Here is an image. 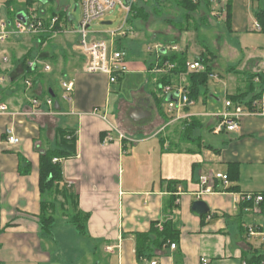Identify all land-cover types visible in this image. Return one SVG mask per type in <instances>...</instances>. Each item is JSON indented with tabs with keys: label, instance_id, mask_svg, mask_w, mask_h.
I'll use <instances>...</instances> for the list:
<instances>
[{
	"label": "crops",
	"instance_id": "1",
	"mask_svg": "<svg viewBox=\"0 0 264 264\" xmlns=\"http://www.w3.org/2000/svg\"><path fill=\"white\" fill-rule=\"evenodd\" d=\"M228 4L231 29L226 25L227 18L212 15L211 6L209 10L200 8L194 20L197 24H213L212 18H218L230 32L246 38L253 36L251 32L255 31L251 27L257 21L256 13L264 9V0H228L227 9ZM36 6L32 9L36 7L37 13L49 22L52 7ZM173 9V17L182 12ZM16 11L17 8L12 12L8 7V21H14L10 13ZM29 11L21 9L18 14ZM1 12H4L3 7ZM68 16L71 19L64 22L67 34L51 39L46 48L38 49L35 38L20 36L0 43V75L11 80L10 84L0 86V106L8 109L0 113V264H65L64 254L69 252L65 251L64 244H59L55 227L49 235L40 223L41 154L56 148L60 128L77 130L78 155L63 162L64 187L76 197L78 211L89 215L83 235L71 223L72 218L63 216L80 234L77 237L73 229L63 231L62 239L75 241L77 238V244L70 245L68 241L72 254L81 253L83 238L89 241V251L98 259L96 264H148L145 260H155L159 264H202V259H208L209 264H244L261 254L262 241L249 238L247 226L264 225V217L246 212L260 220L244 219L235 203V195L264 193V116H246L239 131L213 133L219 122L214 114L224 111L226 97L246 91L247 74L245 81L232 76L234 94L223 85V77L215 72L218 78L210 81L214 88L208 91L201 105L198 101L191 107L168 113L167 104L160 105L164 98L157 87L161 74L152 71L156 61L147 66L146 61L144 64L132 62L125 54L129 71L137 67L135 74H127V79L137 76L145 82L131 102L118 98L113 102L115 84L110 85L105 75L82 70L83 57L74 49L80 38L69 30L74 18ZM3 20L6 19L0 17V22ZM131 22L129 17L127 26L133 30V39L144 43H150L151 37L157 40V34L152 36L149 32L151 23L145 26L149 32L146 36L131 27ZM168 25L163 34L167 38L159 45L175 46L179 49L177 52L187 50L189 54L188 37L195 30L180 32L173 28L172 22ZM125 40H117V48L122 52ZM205 53L202 52V57ZM28 54L51 66L55 62L56 67L61 66L53 80L61 77L65 79L63 82L74 83L70 95H66L62 87V102L53 99V109L44 104L34 109L31 105L34 93L42 96L43 101L46 99L43 93L54 89L51 77L55 72L43 73V82L35 90L27 91L23 58ZM263 56L249 52L245 63L250 64L251 69L252 63L259 60L260 68ZM189 61L193 60L189 58ZM246 72L253 74L251 70ZM185 80L181 79L183 83ZM137 108L147 112L142 124L136 123L130 115ZM9 128L20 139L19 145L6 143ZM109 133L112 140L107 142ZM211 172L227 174L229 187L218 182L214 193L203 194L201 177ZM171 182L179 183L178 188L182 190L177 193V208L173 211L167 209L172 197ZM229 188L236 190L228 191ZM197 201L207 204L209 214L198 217L192 213ZM63 203L62 197L55 202L52 213L55 224L57 207L65 211ZM169 220L179 229L178 239L161 247L152 243V256L140 261L138 235L150 234L155 241L153 229L157 226L161 231ZM172 244L176 245L175 250L171 249ZM107 247L115 249L110 253Z\"/></svg>",
	"mask_w": 264,
	"mask_h": 264
},
{
	"label": "built area",
	"instance_id": "2",
	"mask_svg": "<svg viewBox=\"0 0 264 264\" xmlns=\"http://www.w3.org/2000/svg\"><path fill=\"white\" fill-rule=\"evenodd\" d=\"M140 0H129V3L124 0H81L82 8V21L79 25V33L83 36L82 39L76 42L75 48L79 54L83 57L82 70L90 74L105 75L109 79V84L114 85L118 82L119 78L129 72V67L125 60V53L118 50L117 40L119 38H125L129 34H133V30L127 27L128 18L122 27L117 31H110L107 33V38L96 39L94 36L89 40L90 26L103 19L105 16L112 14L117 8L121 12H126L129 16L133 7L138 4ZM147 1V0H144ZM184 1V0H179ZM194 4L209 3L211 6L212 15L215 17L227 18L226 3L228 0H191ZM3 5L0 4V11ZM10 8V7H9ZM13 12V9L10 8ZM26 21H20L18 19L14 21L3 20L0 22V43L4 44L10 41L12 38L31 37L38 38L40 36L47 35L48 41L39 42L43 48H46L49 41L53 38L61 37L67 34L68 30L64 24L65 21H61L60 18L54 17L49 20V25L45 19H43L36 11V9H30L28 14H25ZM253 30L260 33L261 27L256 21L253 25ZM43 43V44H42ZM156 63L152 69L154 74L162 75L168 70L174 68L173 64H166L164 68H161V60L164 54L171 51L177 52L179 49L175 46L156 45L155 48ZM187 73H202L206 71V65L201 60L189 61L186 65ZM29 70L42 73H51L53 71L52 66L49 63L44 62L41 58H33L28 61ZM257 76L254 82L259 87L260 98L248 107L247 101H244L241 97L235 96L234 98L226 97L223 101L224 111L216 112L214 115L219 118V122L213 129L214 134H220L223 132L233 133L239 131L241 128V122L246 116H264V56L262 57L259 70L256 72ZM212 79H217V75L213 74ZM11 80L5 75H0V86L10 84ZM24 87L27 91L34 90V82L32 79H26L24 81ZM62 87L66 92V95H70L74 91L73 82H63ZM162 95L166 99L168 107V113L174 111H180L183 108L191 107L196 104L194 100L190 98V91L188 88L179 84L176 86H163ZM35 94V93H34ZM39 96H33L31 98V105L34 109L40 108L43 104L53 109L55 106L54 100L50 97H46L45 100L38 98ZM171 98V99H169ZM68 99V96L65 97ZM7 107L0 106V113L7 112ZM123 138V136H122ZM112 140V135L109 133L107 142ZM6 143L9 146H16L20 144V139L15 136L12 128L6 131ZM59 161L58 159L54 160ZM221 182L225 187H229L230 181L227 174L221 172H211L208 175L201 177V186L204 193H214L216 183ZM179 192H182L179 188ZM252 202L253 207L246 210L253 215L264 217V195L263 194H237L235 195V203L239 207L242 203ZM247 233L249 238H259L262 241V253L264 254V225H250L247 226ZM115 247H107V252H113ZM171 249L175 250L176 245L172 244ZM148 264H159L157 261L145 260ZM202 264H209L208 259H202ZM249 264V263H244ZM264 264V261L262 262Z\"/></svg>",
	"mask_w": 264,
	"mask_h": 264
},
{
	"label": "trees",
	"instance_id": "3",
	"mask_svg": "<svg viewBox=\"0 0 264 264\" xmlns=\"http://www.w3.org/2000/svg\"><path fill=\"white\" fill-rule=\"evenodd\" d=\"M143 1V6L135 5L128 16V19L133 16L136 19H140L143 22H147L150 18L151 13H161L164 9H167V5L170 4L169 7L175 8L177 11H184V22L180 24V27H177L180 32L191 31L192 29L197 30L200 24H197L194 20V15L199 11L202 7L200 3L194 4L191 0H141ZM6 5L8 7L17 8L16 13H10L14 16V20L17 19V15L21 9L29 10L32 9L36 5H50L52 8L51 16L49 19L54 17H59L61 21L68 22L71 17L64 11H56L53 9V6L58 2V0H6ZM229 5V4H228ZM205 6L210 8V4L206 3ZM150 11V12H148ZM165 12V11H164ZM166 13V12H165ZM257 22L261 27V32L264 34V9L260 10L255 15ZM230 5L227 9V20L226 25L229 29H231L230 25ZM46 21V19H45ZM170 21V20H168ZM47 25H49V22ZM37 40V47L42 48L39 42L48 41L49 37L47 35L40 36ZM43 44V43H42ZM208 56H207V54ZM204 57H201L198 60L203 61L206 65V71L202 73H187V63L189 62V54L188 51L185 50L183 52H170L164 54L161 60V68H164L166 64H173L174 68L168 70L166 73H163L158 80L157 87L160 92H162L163 86L171 85L174 86L183 84L190 91V98L195 102H198L200 97L203 96L206 99L208 95V86L211 81V76L215 73L214 68L212 66L211 61L216 59V56L213 53H210L206 50ZM33 59L31 54H28L23 58V66L25 74L23 76L25 79H32L34 82V88L38 87L39 84L43 82L45 79V75L39 71L33 72L28 68V61ZM247 74V88L246 91L240 93L239 96L244 101H247V106L249 107L253 101H256L260 98L259 87L255 84L254 79L257 74H252L250 72H246ZM186 79L185 82L181 81V79ZM176 81V82H174ZM35 90V89H34ZM253 93V94H252ZM45 97H50L54 99L57 97V94L54 89H49L43 93ZM250 95V96H249ZM33 96H36L34 94ZM235 96H229L230 98H234ZM42 96L38 97L41 98ZM44 97V98H45ZM166 103V100L162 98L160 101V105ZM78 155V135L77 130L68 129V128H60L57 131V146L56 148H49L41 154L40 159V191L42 197V215L40 218V223L42 230L49 235L53 234V229L55 227V220L52 215L53 210L55 208V202L59 197L64 199L63 207L66 210L70 207V200H72V206L74 208L75 213L72 216L71 223L76 227L78 232L83 235L85 232V223L88 220L89 215L82 214L78 211L76 197L70 192H66L64 187V174H63V162L65 160L77 157ZM58 159L59 161L55 162L54 160ZM229 177V176H228ZM179 183L171 182V192L172 197L170 199V204L167 205V209L174 210L177 208V193H179ZM236 188H229L228 191H234ZM264 195V193H263ZM253 207V203H242L239 206V211L241 215L246 214V210ZM264 207V204H263ZM68 210V209H67ZM153 234L156 235L155 241L152 240L150 234H139L138 244H137V256L140 261L145 258H150L151 254V245L158 244V247L165 245L168 242H173L179 237V229L173 220L166 221L163 225V229L158 230L157 226L153 229ZM264 261V254L261 253L259 255H255L253 259L249 262V264H262Z\"/></svg>",
	"mask_w": 264,
	"mask_h": 264
},
{
	"label": "rangeland",
	"instance_id": "4",
	"mask_svg": "<svg viewBox=\"0 0 264 264\" xmlns=\"http://www.w3.org/2000/svg\"><path fill=\"white\" fill-rule=\"evenodd\" d=\"M5 1L6 0H0V4H2L4 8V12L0 11V17H3L7 20L9 16L8 7ZM80 4L81 0H58L55 6H53V9L56 11H64L68 15L70 14L71 16H73L74 20L69 23V30L73 33H76L77 37L82 39L83 36L79 33V25L82 21V8ZM201 4V8L206 7L205 2ZM138 5L143 6V1L140 0L138 2ZM169 6L170 4L167 5V9H164L166 13L164 11L161 13H151L150 11H148L150 12V18L147 22H143L142 20L136 19L130 15L132 19L131 27L134 26L135 29L137 28V30H140V33L142 35L146 34V36H149V32L152 36H155V34H157V40L151 37V39L149 38L150 43H144L142 40H137L136 38L133 39V36L129 34L127 38H124L126 40L124 44L125 48L123 50L126 54V59L128 58L132 62H143V64L145 63L144 61H146L147 66H149L152 61L153 63L156 61L154 48L156 45L160 44L163 39L167 38L166 35L163 36V34L167 26H169L168 24L172 22L175 26H180V24L184 22V11L181 10L182 12L180 14H176L175 17H173L174 15L172 14V12L174 9ZM10 8L13 9L15 7ZM11 18L14 20L13 15H11ZM127 18L128 14L124 11H119V9L117 8L112 14L105 16L103 19L93 23L90 26L89 32L92 34L89 35V40H91L92 36H94L96 39L105 38L108 32L117 31L120 27H122ZM212 20L213 24L200 23L199 29L195 30L189 35V58L191 60L200 59L202 57V52L206 50H208L210 53H213L216 56V59L211 61L212 66L214 68V72H216L217 75H221L223 77V85L229 87L230 93L236 94L235 86H232V78L235 76V80L239 79L245 81L246 70H251L253 74H255V72L259 70V60H256L252 63V65L254 66L251 69H249L251 65L246 64L245 60L249 52L253 53L256 56H263L264 34L252 31L251 33H253V36H247V38L241 37L239 34H234L230 32L227 27L223 24V22L218 18H212ZM149 23H151V29L149 30V32H147L145 26ZM175 26L173 27L174 29L177 28ZM161 33L163 37L161 36ZM180 47L183 48V46L181 45ZM51 64L53 68V71L51 73L55 72V74H52L51 77V80H53L56 73H58V71L60 72L61 66L56 67V62ZM136 68L137 67L134 66V70L132 69V71H129L128 73L131 74L132 72H134L135 74ZM242 69L245 70V72ZM127 74H125V77H123L121 80H119L117 84L114 85L112 92L113 102H115L117 98L119 100L123 99L127 102H131L132 100H134V93H136L145 82L142 77L137 76H134L132 78L130 77L129 79H127ZM145 76L148 83L150 84V81L148 80L149 75L146 74ZM64 80V78L56 77L52 82L53 87L57 93V97H54V100L58 103H60V101L62 102V82ZM213 88L214 85L209 84L208 91L211 92ZM202 101L203 96H201L199 99V105H201ZM118 104L119 101L117 102V105ZM116 117L117 114L114 118H112L113 121H115ZM67 209L64 211L61 210L58 206L55 212V235L57 236L56 238L58 239L59 244L65 245V251L69 252L68 255L64 254L65 260L63 261L65 262V264H96L98 259L94 257L93 251H89V241L86 238H83L85 241H83L84 244L82 246L81 253L79 251L76 252L75 255L71 253L72 249L71 246L68 245V241H70V245H74L75 243L77 244V238L75 241L73 239H62L63 236H65V233L63 232L65 229H73L75 235L77 237H80V234H78L77 230L70 226L69 223H66V219L63 218L64 215L67 219L72 218L74 214L72 200H70V207H68ZM244 219L249 221L260 220L258 217L249 214H244ZM60 247L59 253L61 254L62 248ZM68 248H70V251Z\"/></svg>",
	"mask_w": 264,
	"mask_h": 264
},
{
	"label": "water",
	"instance_id": "5",
	"mask_svg": "<svg viewBox=\"0 0 264 264\" xmlns=\"http://www.w3.org/2000/svg\"><path fill=\"white\" fill-rule=\"evenodd\" d=\"M126 1H127V3H129V0H126ZM17 19L25 22L26 21L25 14H23V13L18 14ZM106 24H109V23H106ZM169 99H171V98H169ZM130 115H131V118L138 124L144 123V121L147 118V112L144 111V109H142V108H137V109L132 110ZM209 212H210V209L208 208V206L205 202L197 201L194 203L193 208H192V213L195 216L203 217V216L209 214Z\"/></svg>",
	"mask_w": 264,
	"mask_h": 264
}]
</instances>
